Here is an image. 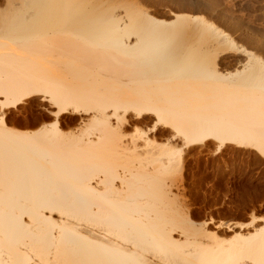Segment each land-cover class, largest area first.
I'll return each instance as SVG.
<instances>
[{
	"label": "bare ground",
	"instance_id": "bare-ground-1",
	"mask_svg": "<svg viewBox=\"0 0 264 264\" xmlns=\"http://www.w3.org/2000/svg\"><path fill=\"white\" fill-rule=\"evenodd\" d=\"M169 1L0 0V264H264V217L219 239L175 190L195 148L264 159V58Z\"/></svg>",
	"mask_w": 264,
	"mask_h": 264
},
{
	"label": "rangeland",
	"instance_id": "rangeland-1",
	"mask_svg": "<svg viewBox=\"0 0 264 264\" xmlns=\"http://www.w3.org/2000/svg\"><path fill=\"white\" fill-rule=\"evenodd\" d=\"M134 1L158 17L168 18L167 14L175 11L169 0ZM244 1L213 0V13L205 8L186 13L213 21L228 32L238 45L264 58V48L251 44L225 18L228 14L245 25L253 21L263 22L255 30V35L264 40V0ZM240 3L244 5L242 8L238 5ZM33 117L37 118L38 114ZM65 129L70 136L68 141L73 142V137L78 136L83 128L73 123ZM176 184L175 190L192 221L197 224L207 222L219 239L228 241L240 229L243 232L252 231L262 224L259 218L264 217V159L253 149L229 146L217 151L215 144L195 148L185 155L182 178L179 177ZM253 218H256L255 221L250 223Z\"/></svg>",
	"mask_w": 264,
	"mask_h": 264
}]
</instances>
